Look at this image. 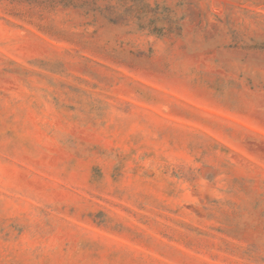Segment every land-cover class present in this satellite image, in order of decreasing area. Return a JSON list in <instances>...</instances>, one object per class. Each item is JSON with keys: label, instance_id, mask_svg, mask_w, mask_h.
<instances>
[{"label": "rangeland", "instance_id": "rangeland-1", "mask_svg": "<svg viewBox=\"0 0 264 264\" xmlns=\"http://www.w3.org/2000/svg\"><path fill=\"white\" fill-rule=\"evenodd\" d=\"M0 264H264V0H0Z\"/></svg>", "mask_w": 264, "mask_h": 264}]
</instances>
